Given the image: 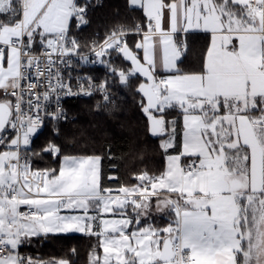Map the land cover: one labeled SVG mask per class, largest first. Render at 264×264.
Instances as JSON below:
<instances>
[{"label":"snow or ice","instance_id":"snow-or-ice-1","mask_svg":"<svg viewBox=\"0 0 264 264\" xmlns=\"http://www.w3.org/2000/svg\"><path fill=\"white\" fill-rule=\"evenodd\" d=\"M92 6L0 0V264H78L76 247L25 250L72 234L86 264H264V0H127L128 19L83 39ZM94 95L131 98L159 167L105 176L111 149L34 146L60 136L67 98Z\"/></svg>","mask_w":264,"mask_h":264},{"label":"trees","instance_id":"trees-1","mask_svg":"<svg viewBox=\"0 0 264 264\" xmlns=\"http://www.w3.org/2000/svg\"><path fill=\"white\" fill-rule=\"evenodd\" d=\"M90 8L88 19L90 23L80 33L81 38L89 39L100 31L99 38L117 21L128 19L132 14L128 10L127 0H103L101 4H95ZM202 41L193 38V54L189 56L188 63H195ZM97 78L103 75L101 67L87 68ZM99 95L91 97H69L65 100L67 111L74 118L68 123L60 125L61 134L53 136L49 128H45L34 141V146H40L49 138L57 143L65 144L66 139L73 141L66 144V149L74 153L108 155V149L114 159H103L102 167L107 176L113 171L112 164L119 169V176L127 179L133 171L159 167L162 162L161 150L158 141L147 130L143 114L135 107L129 97L118 110L97 109L100 101ZM41 167L46 163H53L52 158L45 156L43 161H38ZM162 219V218H161ZM94 242V241H92ZM90 240L80 234H72L70 237L60 236L48 239L33 238V246L25 250L41 255L61 256L71 247L79 250L78 264H86ZM102 251V249H101Z\"/></svg>","mask_w":264,"mask_h":264},{"label":"built area","instance_id":"built-area-1","mask_svg":"<svg viewBox=\"0 0 264 264\" xmlns=\"http://www.w3.org/2000/svg\"><path fill=\"white\" fill-rule=\"evenodd\" d=\"M102 1L103 0H92V2H94L95 4H101L102 3ZM96 34H99L100 35V31H96ZM91 66H89V67H87V68H90ZM86 68V69H87ZM86 69H85V71H86ZM80 98H84V97H86V96H79ZM64 107H65V109H66V106H65V101H64ZM67 110V109H66ZM68 112V111H67ZM68 114H69V117H70V119H73L74 117L72 116V115H70V113L68 112Z\"/></svg>","mask_w":264,"mask_h":264},{"label":"rangeland","instance_id":"rangeland-1","mask_svg":"<svg viewBox=\"0 0 264 264\" xmlns=\"http://www.w3.org/2000/svg\"><path fill=\"white\" fill-rule=\"evenodd\" d=\"M163 219V218H162ZM102 252V251H101Z\"/></svg>","mask_w":264,"mask_h":264}]
</instances>
